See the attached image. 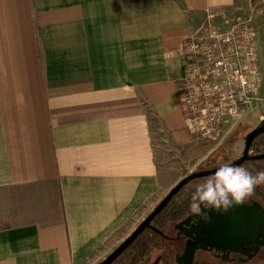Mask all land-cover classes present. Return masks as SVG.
I'll use <instances>...</instances> for the list:
<instances>
[{"label":"crops","instance_id":"1","mask_svg":"<svg viewBox=\"0 0 264 264\" xmlns=\"http://www.w3.org/2000/svg\"><path fill=\"white\" fill-rule=\"evenodd\" d=\"M238 2L0 0V264H89L138 225L153 130L187 134L183 41Z\"/></svg>","mask_w":264,"mask_h":264},{"label":"built area","instance_id":"2","mask_svg":"<svg viewBox=\"0 0 264 264\" xmlns=\"http://www.w3.org/2000/svg\"><path fill=\"white\" fill-rule=\"evenodd\" d=\"M207 28L190 34L182 44L185 57L177 93L184 128L197 141L219 142L229 124L255 108L264 119V72L259 43L264 25L254 27L246 14L226 16L207 9ZM225 19L223 28L211 20Z\"/></svg>","mask_w":264,"mask_h":264},{"label":"rangeland","instance_id":"3","mask_svg":"<svg viewBox=\"0 0 264 264\" xmlns=\"http://www.w3.org/2000/svg\"><path fill=\"white\" fill-rule=\"evenodd\" d=\"M239 1L236 6L238 12L250 15L254 27L260 30L261 26L264 25V11L262 10L261 0ZM213 26L218 29L221 28V25ZM261 39L258 55L261 72H264L263 35ZM258 123L259 116L255 108L242 118L236 119L229 124L219 142L197 141L186 133L182 140L176 141L163 132L153 130L152 141L158 155L160 181L163 186L155 198V201L157 200L156 204L180 179L191 173L192 169L197 167H200L201 170L215 168L238 158L243 149L244 136ZM154 206L150 203L147 210L141 212L139 217H145ZM130 231V229L125 228L123 232L110 240L102 250L98 251L88 263L94 264L105 257L123 239L120 240V237H126ZM162 243L166 244L164 241ZM163 250L165 249L161 247L153 250L148 261L152 262L158 254H162ZM204 258L213 261L208 255H204ZM248 264H264V247Z\"/></svg>","mask_w":264,"mask_h":264},{"label":"water","instance_id":"4","mask_svg":"<svg viewBox=\"0 0 264 264\" xmlns=\"http://www.w3.org/2000/svg\"><path fill=\"white\" fill-rule=\"evenodd\" d=\"M264 132V119L252 128L244 136L243 149L238 158L230 163L242 165L248 160L263 159L264 154L250 155V148L254 139ZM217 167L191 172L180 179L160 199L153 209L138 223V225L126 236L116 247H114L103 259L96 264H112L145 230L158 229L153 225V220L163 210L167 203L183 188L188 182L208 177ZM211 220L203 222L198 231L196 240L203 247L215 248L225 251L241 250L262 237L264 242V208L262 210L254 205H240L233 207L227 213L211 212ZM183 223V222H182ZM179 226H181V224Z\"/></svg>","mask_w":264,"mask_h":264},{"label":"flooded vegetation","instance_id":"5","mask_svg":"<svg viewBox=\"0 0 264 264\" xmlns=\"http://www.w3.org/2000/svg\"><path fill=\"white\" fill-rule=\"evenodd\" d=\"M246 205H254L256 208L262 210V204L256 200L249 199ZM194 220H198V222L194 223ZM203 222L199 218L190 215L188 211L166 231L145 230L146 232L156 233L157 239L161 242V248L165 250H163L162 254H158L152 262L146 261L139 264H248L264 247L262 237L254 244H250L242 250L236 248L233 251L229 249L222 251L215 248L203 247L196 240L197 233L201 229ZM180 223H182L181 226H179ZM163 241L166 244H163ZM204 255H208L213 261L206 260ZM116 260L112 264H131L129 261L116 262Z\"/></svg>","mask_w":264,"mask_h":264},{"label":"clouds","instance_id":"6","mask_svg":"<svg viewBox=\"0 0 264 264\" xmlns=\"http://www.w3.org/2000/svg\"><path fill=\"white\" fill-rule=\"evenodd\" d=\"M200 170V167L192 169L193 172ZM258 186H264V171L253 173L241 165L225 163L191 190L189 213L209 222L211 212L227 213L235 206L248 203Z\"/></svg>","mask_w":264,"mask_h":264},{"label":"trees","instance_id":"7","mask_svg":"<svg viewBox=\"0 0 264 264\" xmlns=\"http://www.w3.org/2000/svg\"><path fill=\"white\" fill-rule=\"evenodd\" d=\"M264 154V132L257 136L252 142L250 155ZM241 166L255 173L264 171V158L248 160ZM199 178L188 182L180 191L167 203L163 210L153 220V225L161 231L169 229L173 223L181 219L189 211L190 192L194 186L206 179ZM259 201L264 208V186H258L254 195L250 198ZM156 233L143 232L131 246L116 260V262L129 261L131 264H139L148 261L149 254L161 246Z\"/></svg>","mask_w":264,"mask_h":264}]
</instances>
